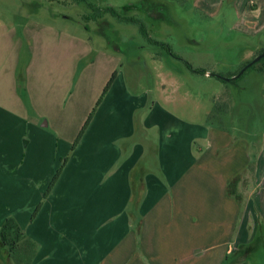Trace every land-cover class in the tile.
Masks as SVG:
<instances>
[{"label":"crops","instance_id":"crops-1","mask_svg":"<svg viewBox=\"0 0 264 264\" xmlns=\"http://www.w3.org/2000/svg\"><path fill=\"white\" fill-rule=\"evenodd\" d=\"M222 1L196 0L210 12ZM229 5L239 26L264 32V0ZM120 65L111 54L75 120L49 102L23 104L0 63V204L10 206L0 226L11 216L35 243L31 264H250L264 241V132L253 142L196 121V109L182 115L169 68L147 90L141 70ZM31 110L23 153L14 126Z\"/></svg>","mask_w":264,"mask_h":264},{"label":"rangeland","instance_id":"rangeland-1","mask_svg":"<svg viewBox=\"0 0 264 264\" xmlns=\"http://www.w3.org/2000/svg\"><path fill=\"white\" fill-rule=\"evenodd\" d=\"M238 18L229 0L211 12L196 0H0V63L14 74L23 104L49 102L52 111L65 108L75 120L102 89L100 68L111 54L120 56L124 72L141 70L137 82L147 90L169 68L165 89L178 98L179 113L196 109V121L254 142L264 132V70L233 77L246 54L252 60L264 48V32L239 26ZM20 113L24 124L13 133L23 132L24 153L26 124L36 113ZM1 200L3 217L10 206ZM17 257L23 254L10 258L0 244V264H17ZM247 262L264 264V241Z\"/></svg>","mask_w":264,"mask_h":264},{"label":"trees","instance_id":"trees-1","mask_svg":"<svg viewBox=\"0 0 264 264\" xmlns=\"http://www.w3.org/2000/svg\"><path fill=\"white\" fill-rule=\"evenodd\" d=\"M96 10L98 11V15L103 13L102 9L101 10L96 9ZM106 12H110L113 15L118 16V13L112 8H107ZM87 19H89V17H87ZM125 19H127V18H125ZM263 50L264 49H261L260 52H262ZM248 62H250V61H248ZM248 62H246L245 64H247ZM189 67H191V66L189 65ZM251 68H255L260 72L263 71L264 70V56L260 60H258L256 63L250 65L241 75H243L247 70H249ZM195 71L199 72L200 70L196 69ZM114 77H115V73H113L111 75L109 81L107 82L106 86L104 87L102 95H104L106 93V91L110 87ZM99 101H100V99H99ZM91 117H92V112L89 114L88 118L86 119L82 129L80 130V132H79V134L75 140V143L81 137V135L84 132L86 126L88 125ZM231 186H233V185L231 184ZM231 186H229V189ZM230 192L234 193L232 191V188L230 189ZM0 244H2L4 246V248L6 249V251L8 253V257H10V258L16 257V254H18V253L23 254V258H20V257L16 258L17 259L16 261L18 263H23V262H21V260H23L25 258L24 264H31V262L35 256V252H36L35 243L32 242L23 233L22 229L19 227V225L17 224L15 219L12 217H7L3 221L2 225L0 226Z\"/></svg>","mask_w":264,"mask_h":264},{"label":"water","instance_id":"water-1","mask_svg":"<svg viewBox=\"0 0 264 264\" xmlns=\"http://www.w3.org/2000/svg\"><path fill=\"white\" fill-rule=\"evenodd\" d=\"M264 56V50L262 52H260L255 58H253L252 60H250V62H248L247 64H245L241 70L233 77L236 78L238 76H240L250 65L256 63L258 60H260L262 57ZM218 78H221L219 76H217ZM223 80H229L230 78H221Z\"/></svg>","mask_w":264,"mask_h":264}]
</instances>
